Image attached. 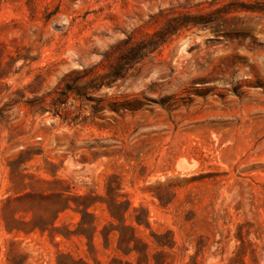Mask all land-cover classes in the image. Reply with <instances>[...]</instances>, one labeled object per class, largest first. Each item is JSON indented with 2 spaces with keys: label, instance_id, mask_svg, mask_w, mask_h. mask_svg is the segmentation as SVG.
I'll use <instances>...</instances> for the list:
<instances>
[{
  "label": "rangeland",
  "instance_id": "374dc122",
  "mask_svg": "<svg viewBox=\"0 0 264 264\" xmlns=\"http://www.w3.org/2000/svg\"><path fill=\"white\" fill-rule=\"evenodd\" d=\"M0 264H264V0H0Z\"/></svg>",
  "mask_w": 264,
  "mask_h": 264
},
{
  "label": "trees",
  "instance_id": "16d2710c",
  "mask_svg": "<svg viewBox=\"0 0 264 264\" xmlns=\"http://www.w3.org/2000/svg\"><path fill=\"white\" fill-rule=\"evenodd\" d=\"M78 199H79V198H78ZM70 208H71V206L69 205V202L66 201L64 207L61 208L60 210H57V214H58L60 211L64 212L65 210L70 209Z\"/></svg>",
  "mask_w": 264,
  "mask_h": 264
}]
</instances>
